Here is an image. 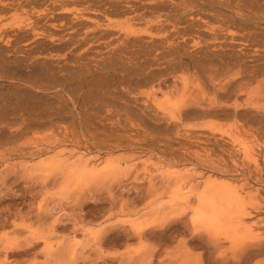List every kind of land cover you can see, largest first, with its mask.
I'll return each instance as SVG.
<instances>
[{
    "label": "rangeland",
    "instance_id": "rangeland-1",
    "mask_svg": "<svg viewBox=\"0 0 264 264\" xmlns=\"http://www.w3.org/2000/svg\"><path fill=\"white\" fill-rule=\"evenodd\" d=\"M57 263L264 264V0H0V264Z\"/></svg>",
    "mask_w": 264,
    "mask_h": 264
},
{
    "label": "bare ground",
    "instance_id": "bare-ground-1",
    "mask_svg": "<svg viewBox=\"0 0 264 264\" xmlns=\"http://www.w3.org/2000/svg\"><path fill=\"white\" fill-rule=\"evenodd\" d=\"M247 6H248V5H247ZM252 6H253V5H252ZM256 7H257V6H256ZM66 13H67V12H66ZM67 15H68V14H67ZM116 16H117V15H116ZM40 19H41V18H40ZM179 21H180V20H179ZM36 23H37V22H36ZM36 25H37V24H36ZM76 28H77V27H76ZM53 29H54V28H53ZM109 32H110V31H109ZM111 32H112V31H111ZM198 32H199V31H198ZM4 33H5V32H4ZM68 34H69V33H68ZM23 35H25V34H23ZM70 35H71V34H70ZM100 36H101V35H100ZM131 37H132V36H131ZM39 38H40V37H39ZM67 40H68V39H67ZM10 42H11V41H10ZM62 43H63V42H62ZM56 44H57V43H56ZM62 45H63V44H62ZM4 48H5V47H4ZM36 50H37V49H36ZM42 50H44V49H42ZM11 51H12V50H11ZM113 52H114V51H113ZM119 52H120V51H119ZM148 52H149V51H148ZM217 52H218V51H217ZM123 53H124V52H123ZM160 53H162V52H160ZM125 54H126V53H125ZM116 55H117V54H116ZM225 55H226V54H225ZM225 55H224V56H225ZM237 57H238V56H237ZM214 60H215V59H214ZM204 61H205V60H204ZM16 62H17V61H16ZM152 62H153V61H152ZM235 62H236V61H235ZM221 66H222V65H221ZM16 67H17V66H16ZM111 67H112V66H111ZM9 68H10V67H9ZM41 68H43V67H41ZM19 69H20V68H19ZM123 70H124V69H123ZM40 72H41V71H40ZM93 72H94V71H93ZM131 72H132V71H131ZM136 73H137V72H136ZM55 74H56V73H55ZM55 74H54V75H55ZM132 75H133V74H132ZM51 77H52V76H51ZM141 79H142V78H141ZM140 83H141V82H140ZM40 88H41V87H40ZM43 89H44V88H43ZM176 102H178V101H176ZM194 112H195V111H194ZM220 113H221V112H220ZM208 115H209V114H208ZM247 145H248V144H247ZM244 146H245V147H244ZM244 146H243L244 149L247 150V149H249L248 146H251V145H248V146L244 145ZM245 152H246V151H245ZM246 153H247V152H246ZM249 154H250V153H249ZM249 154H248V155H249ZM256 155H257V154H256ZM245 156H246V154H245ZM111 168H112V167H111ZM75 169H76V168H75ZM112 170H113V169H112ZM112 170H111V173H112ZM148 170H149V169H148ZM89 173H91V172H89ZM92 173H93V172H92ZM105 174H106V173H105ZM85 175H87V174H85ZM94 176H95V175H94ZM155 177H156V176H155ZM76 179H77V178H76ZM224 180H225V179H224ZM228 180H229V179H228ZM80 181H81V180H80ZM221 183H222V182H221ZM185 187H186V186H185ZM203 189H204V188H203ZM243 189H244V188H243ZM238 190H239V189H238ZM202 191H203V190H202ZM200 192H201V191H200ZM200 192H199V193H200ZM206 194H207V193H206ZM211 194H212V193H211ZM211 194H210V195H211ZM215 194H216V192H215ZM203 195H204V194H203ZM216 195H217V194H216ZM213 196L215 197V195H213ZM213 196H212V198H213ZM218 196H220V194H219ZM211 200H213V199H211ZM211 200H210V198H209L208 201H211ZM200 202H201V201H200ZM202 203H203V202H202ZM205 203H207V204H204V208H203L202 210H200V212H199V216H200V219H201V220H206V219L208 220V219L210 218V220H212L213 224H217L218 221H219V218H222V220H223L224 217H221V215H219V214H221L224 210H226L227 207L224 208V209L222 210V212L219 210L221 213H220V212H217V214L219 213L218 215H216V214H208V208H211L210 206H212L213 203H212V204H209V205H208L209 202H205ZM215 203H216V202H215ZM215 203H214V205H215ZM206 205H207V206H206ZM205 206H206V207H205ZM243 207H244V205H243ZM212 208H213V206H212ZM216 208H217V207H216ZM218 209H220V208H218ZM218 209H216V210L218 211ZM227 209H228V208H227ZM233 209L235 210L236 208H233ZM240 209H241V208H240ZM213 210H214V209H213ZM236 211H241V210L237 209ZM246 211H247V210H246ZM224 212H226V211H224ZM234 212H235V211H234ZM226 213H227V212H226ZM230 213H231V212H230ZM227 214H229V213H227ZM236 214L238 215V214H241V213L238 212V213H236ZM236 214H233V213H232V215H236ZM230 215H231V214H230ZM237 215H236V217L233 216V218H236L237 221H239V220L241 221V220L244 218L243 216H239V217H238ZM225 216H226V215H225ZM227 217H228V216H227ZM237 217H238V218H237ZM238 219H239V220H238ZM247 219H248V218H247ZM250 219H251V218H250ZM153 220H154V219H153ZM237 221H235V222H237ZM240 221H239V222H240ZM242 221H243V220H242ZM220 222H221V221H220ZM222 222H223V221H222ZM235 222H234L233 224H235ZM244 222H245V221H244ZM244 222H243V223H244ZM241 223H242V222H241ZM231 224H232V223H231ZM244 224H245V223H244ZM249 224H250V223H249ZM217 225H218V224H217ZM134 227H135V225H134ZM212 229H213V228H212ZM134 230H136V229H134ZM210 232H211V231H210ZM233 234H234V233H233ZM231 236H232V235H231ZM67 246H68V245H67ZM51 252H52V251H51ZM54 252H55V251H54ZM46 253H48V252H46ZM70 253H71V252H70ZM70 253H69V255H70ZM48 255H50V254H48ZM132 258H133V257H132ZM60 261H61V260H60ZM62 261H63V260H62ZM69 261H71V260H69ZM65 262H66V261H65ZM67 262H68V261H67ZM45 263H46V262H45ZM72 263H73V262H72ZM57 264H58V263H57ZM61 264H64V263H61Z\"/></svg>",
    "mask_w": 264,
    "mask_h": 264
}]
</instances>
